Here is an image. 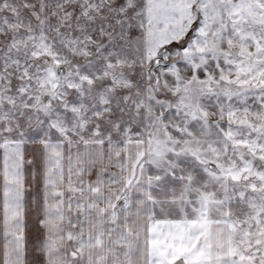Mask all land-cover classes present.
<instances>
[{"label":"rangeland","instance_id":"1","mask_svg":"<svg viewBox=\"0 0 264 264\" xmlns=\"http://www.w3.org/2000/svg\"><path fill=\"white\" fill-rule=\"evenodd\" d=\"M0 136L81 146L69 194L104 191L115 146L169 214L227 222L229 264H264V0H0Z\"/></svg>","mask_w":264,"mask_h":264},{"label":"crops","instance_id":"2","mask_svg":"<svg viewBox=\"0 0 264 264\" xmlns=\"http://www.w3.org/2000/svg\"><path fill=\"white\" fill-rule=\"evenodd\" d=\"M118 150L107 147L101 194H69L81 146L0 136V264H229L227 222L169 214Z\"/></svg>","mask_w":264,"mask_h":264},{"label":"water","instance_id":"3","mask_svg":"<svg viewBox=\"0 0 264 264\" xmlns=\"http://www.w3.org/2000/svg\"><path fill=\"white\" fill-rule=\"evenodd\" d=\"M169 56H170V51L167 48H165L162 51L161 58L160 59H157L155 61V64L151 68V72H152V74H154L155 77L157 76L156 69L158 67L169 65V61H170ZM210 168L211 169H215L213 166H210Z\"/></svg>","mask_w":264,"mask_h":264}]
</instances>
